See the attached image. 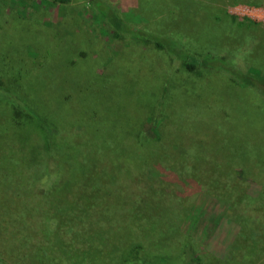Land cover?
I'll return each mask as SVG.
<instances>
[{"label":"rangeland","instance_id":"1","mask_svg":"<svg viewBox=\"0 0 264 264\" xmlns=\"http://www.w3.org/2000/svg\"><path fill=\"white\" fill-rule=\"evenodd\" d=\"M247 78L264 0H0V264H264Z\"/></svg>","mask_w":264,"mask_h":264},{"label":"trees","instance_id":"2","mask_svg":"<svg viewBox=\"0 0 264 264\" xmlns=\"http://www.w3.org/2000/svg\"><path fill=\"white\" fill-rule=\"evenodd\" d=\"M56 1L61 3V4H67V3H70L72 0H56ZM90 1H92V0H90ZM234 19H236V17H234ZM111 22L113 24L115 23V25L117 27H121V29L123 28L124 24L122 22H120V20H118L117 18L114 17L111 20ZM142 32L143 31L138 30L137 32H134V33L138 36V38H144ZM146 42H148L149 44L152 43L155 46V48L161 49V50L162 49H167L169 47L167 41L163 40V37H160V36H155V37L151 38V40H150V37H148V41H146ZM169 48L171 50V47H169ZM173 50H174V48H173ZM185 60H186L187 67L192 72H193V70H195L197 67L200 66V64L197 63L198 60L194 61L195 64L197 65V67L194 64H192V63L188 64L187 63V58H185ZM201 65L204 66V67H208V68H215V66L212 65V63H208L207 61H204L203 63H201ZM245 82L247 84H249L250 86L258 85L261 82L264 83L263 80H260V82L257 83L254 80H252L251 78H247ZM43 125H44V123H43ZM44 179H43V181H44ZM55 181H56V175L55 174L54 175H50V176L48 175L47 176V181L43 184L44 188H46V189L42 190L44 192L40 194V197L43 198V197H48L49 196V201H48L47 204H53L54 205V200L52 198V194H50L52 189H50V188L56 183ZM47 188H49V189H47ZM186 257H188V256H186ZM124 262H125V264H134V263H136V264H173V263H171L169 260H167L164 257H159V258H156V259L149 258V255H147L145 253L143 246L135 247L134 249H132L131 253H130V257L128 259H125ZM197 262H198V260L195 259V258H193V259L192 258H188L187 261H178L175 264H198Z\"/></svg>","mask_w":264,"mask_h":264}]
</instances>
